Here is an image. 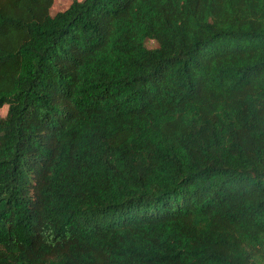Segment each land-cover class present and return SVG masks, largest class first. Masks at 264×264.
Here are the masks:
<instances>
[{
  "label": "trees",
  "instance_id": "trees-1",
  "mask_svg": "<svg viewBox=\"0 0 264 264\" xmlns=\"http://www.w3.org/2000/svg\"><path fill=\"white\" fill-rule=\"evenodd\" d=\"M0 0V264H264V0Z\"/></svg>",
  "mask_w": 264,
  "mask_h": 264
},
{
  "label": "rangeland",
  "instance_id": "rangeland-1",
  "mask_svg": "<svg viewBox=\"0 0 264 264\" xmlns=\"http://www.w3.org/2000/svg\"><path fill=\"white\" fill-rule=\"evenodd\" d=\"M72 0H55V4L52 8V12H56L58 10H61L63 8H65L66 6H68V4L71 2ZM78 1H82V0H78Z\"/></svg>",
  "mask_w": 264,
  "mask_h": 264
}]
</instances>
